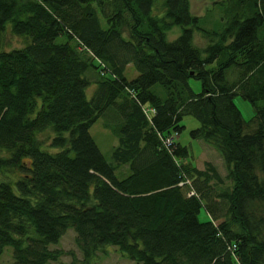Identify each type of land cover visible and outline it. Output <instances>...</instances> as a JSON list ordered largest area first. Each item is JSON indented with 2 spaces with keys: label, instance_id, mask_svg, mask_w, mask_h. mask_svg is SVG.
<instances>
[{
  "label": "trees",
  "instance_id": "16d2710c",
  "mask_svg": "<svg viewBox=\"0 0 264 264\" xmlns=\"http://www.w3.org/2000/svg\"><path fill=\"white\" fill-rule=\"evenodd\" d=\"M216 4L206 26L189 0H0V34L9 22L25 39L0 46V256L11 245L12 264H46L72 227L83 261L115 245L140 264H264V0ZM186 114L224 176L189 159ZM102 115L110 161L90 133Z\"/></svg>",
  "mask_w": 264,
  "mask_h": 264
},
{
  "label": "rangeland",
  "instance_id": "374dc122",
  "mask_svg": "<svg viewBox=\"0 0 264 264\" xmlns=\"http://www.w3.org/2000/svg\"><path fill=\"white\" fill-rule=\"evenodd\" d=\"M216 1L218 0H189V9L191 13L202 16L204 25L211 26V23L216 20V17H218L219 14ZM9 25L10 23L8 22V27L0 34V46L5 49L22 46L25 43L24 37L11 32ZM180 32L181 27L179 25H174L170 30H168L167 37L168 39H173L179 35ZM57 39L62 40V37L60 36ZM193 42L198 46H204L206 40L201 36L199 31L194 30ZM98 71L99 68L92 69L87 73V77L90 80L86 88L88 95H91L96 87L97 77L100 76ZM126 73L129 78L133 77L137 73L131 63L128 64ZM189 82L194 91L198 92L201 90V83L199 79L190 78ZM234 101L240 108L243 117L245 119H249L253 114V108L250 101L242 97L239 93L234 96ZM104 119V115L99 116L91 124L90 133L94 137L105 158L110 161L112 159L111 152L113 147L118 142V137L110 128L105 126ZM181 123L184 124V127L179 132L177 139L182 144L188 146L190 150L189 159L193 162V164L199 168H203L205 162L209 160L215 164L219 172L224 176L227 173V168L220 152L203 139L194 138L189 133L191 128L198 126V119L191 114H186L183 116ZM51 134L52 131L50 129H45L38 133V137L42 140L41 146L43 148L53 149L49 147V138ZM127 172V165H124L120 168L118 174L123 175ZM199 218L201 220H207L210 218V215L204 206L200 208ZM75 234L74 229L69 227L57 242L49 244L50 248H58L61 250V253L56 259L48 260L46 264H140L132 259H129L115 245H107L106 250H99L91 259L83 261L82 253L75 242ZM234 257L236 264H243L238 259L237 255H234ZM12 259V246L6 245L0 256V264H12Z\"/></svg>",
  "mask_w": 264,
  "mask_h": 264
},
{
  "label": "bare ground",
  "instance_id": "6f19581e",
  "mask_svg": "<svg viewBox=\"0 0 264 264\" xmlns=\"http://www.w3.org/2000/svg\"><path fill=\"white\" fill-rule=\"evenodd\" d=\"M165 143L171 144L172 140H168L167 138L164 140Z\"/></svg>",
  "mask_w": 264,
  "mask_h": 264
},
{
  "label": "built area",
  "instance_id": "2783aa9c",
  "mask_svg": "<svg viewBox=\"0 0 264 264\" xmlns=\"http://www.w3.org/2000/svg\"><path fill=\"white\" fill-rule=\"evenodd\" d=\"M169 138V140H172V138H170V137H168ZM192 191H190V193H191ZM235 244H233V246H234Z\"/></svg>",
  "mask_w": 264,
  "mask_h": 264
}]
</instances>
